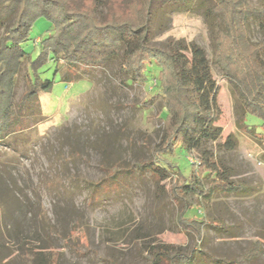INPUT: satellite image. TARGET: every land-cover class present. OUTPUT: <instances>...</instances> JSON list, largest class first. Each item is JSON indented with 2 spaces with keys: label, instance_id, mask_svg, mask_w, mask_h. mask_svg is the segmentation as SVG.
<instances>
[{
  "label": "rangeland",
  "instance_id": "374dc122",
  "mask_svg": "<svg viewBox=\"0 0 264 264\" xmlns=\"http://www.w3.org/2000/svg\"><path fill=\"white\" fill-rule=\"evenodd\" d=\"M213 2L196 0L189 11L155 6L145 19L152 45L171 51L196 44L209 60L218 87L215 125L222 136L205 148L223 180L236 189L211 192L185 217L213 219L227 231L204 226L198 241L180 229V206L170 191L178 184L175 169L157 180L140 168L163 129L151 119L159 114L162 98L147 107L140 103L158 93L155 74L127 86L119 61L113 60L100 69L78 67L84 79L65 82L49 62L41 71L53 86L38 94L41 117L33 118L40 123L0 140V264H163L154 256L161 245L193 252L190 264H264V140L241 124V106L213 62L220 29L206 13ZM105 4L97 0L100 14ZM249 4L259 8L264 0ZM248 25L250 41L264 43V24L250 19ZM48 27L44 19L36 22L26 52L34 55L33 39ZM25 72L23 64L16 101L26 90ZM199 155L177 151L166 158L187 175ZM255 242L261 253L250 261L245 256Z\"/></svg>",
  "mask_w": 264,
  "mask_h": 264
},
{
  "label": "trees",
  "instance_id": "16d2710c",
  "mask_svg": "<svg viewBox=\"0 0 264 264\" xmlns=\"http://www.w3.org/2000/svg\"><path fill=\"white\" fill-rule=\"evenodd\" d=\"M195 1L106 0L105 12L100 14L97 0H0V29L4 28L0 35V140L40 123V119L33 118L41 117L38 94L49 92L53 86L52 80L42 77L41 70L49 62L53 63L54 74L59 73L65 82L84 79L78 67L83 71L100 69L113 60L119 61L124 85L145 83L155 74L158 93L140 103L147 107L162 98L159 114L151 119L163 124V129L149 159L140 168L157 180H166L170 170L175 169L178 184L170 191L180 206L176 223L201 241L204 226L223 231H227L226 227L213 219L187 218L185 214L213 191L236 189L223 180L216 158L205 148L222 136L221 127L215 125L219 118L218 87L201 47L191 44L165 51L154 46L145 19L155 6L189 11ZM206 13L220 25L214 38L213 62L222 70L241 106V124L262 142L264 43L250 41L248 23L253 19L264 24V5L255 8L249 0H215L207 6ZM39 19L47 21L49 27L33 39L36 51L32 55L26 52L25 44L31 40V31ZM23 64L26 90L16 101V81ZM248 116L256 119V125ZM177 151L200 154L189 164L187 175L166 158ZM260 253L259 243L255 242L245 257L252 261ZM154 256L163 264H190L195 260L193 252L186 255L170 245L158 247ZM228 264L238 263L232 260Z\"/></svg>",
  "mask_w": 264,
  "mask_h": 264
}]
</instances>
